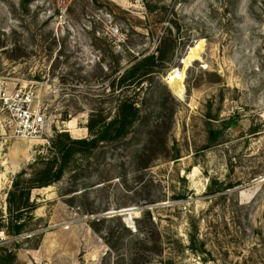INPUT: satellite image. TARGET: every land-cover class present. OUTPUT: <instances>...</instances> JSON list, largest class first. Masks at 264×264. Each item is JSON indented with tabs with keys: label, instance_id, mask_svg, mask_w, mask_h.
Returning a JSON list of instances; mask_svg holds the SVG:
<instances>
[{
	"label": "rangeland",
	"instance_id": "obj_1",
	"mask_svg": "<svg viewBox=\"0 0 264 264\" xmlns=\"http://www.w3.org/2000/svg\"><path fill=\"white\" fill-rule=\"evenodd\" d=\"M25 2L0 0V77L38 91L53 137L48 146L2 135V224L14 180L31 174L58 135L90 138L99 106L115 115L119 74L107 48L154 53L167 36L177 50L140 95L152 130L138 124L126 140L74 157L60 182L32 192L35 230L0 232L14 264H38L31 256L38 250L39 264H115L93 223L121 216L135 231L146 210L166 242L151 264H264V0ZM215 130L222 134L214 144ZM213 184L223 191L208 194ZM129 209L136 210L119 213ZM193 220L202 258L186 251ZM106 225L120 228L116 220L99 228Z\"/></svg>",
	"mask_w": 264,
	"mask_h": 264
},
{
	"label": "trees",
	"instance_id": "obj_2",
	"mask_svg": "<svg viewBox=\"0 0 264 264\" xmlns=\"http://www.w3.org/2000/svg\"><path fill=\"white\" fill-rule=\"evenodd\" d=\"M30 1L33 0L25 3ZM176 50L175 41L167 36L161 39L154 53L135 55L127 49L115 55L107 48L106 51L117 62L114 73L119 74L120 96L115 115L107 113L101 106L93 109L86 127L90 138L74 140L67 133L58 135L50 154L39 158V162L31 167V174L23 172L17 176L12 190L8 193L9 218L6 224L0 223V232H4L9 237H19L35 230L32 225L34 221L32 214L37 208L31 203L32 192L60 182L71 171L74 157L89 158L103 144L126 140L138 124L142 123L148 130H152L151 126L148 127L150 125L148 118L142 115L140 104L143 99L140 95L145 85L155 80L174 62ZM107 68L110 69V66ZM115 84L113 87H116ZM221 134V130L212 132L211 140L214 144ZM214 187V184L210 186L208 194L223 191ZM154 219L152 212L146 210L142 217L135 221V231L126 226L121 216L97 219L92 228L96 233L105 236L110 255L116 254L115 264H151L153 258H162L166 251L164 234ZM108 220L118 221L120 228L115 229L107 225L106 228H99V225L107 224ZM195 221L191 222L186 251L202 258L207 251L205 244L199 238L200 228ZM119 249L124 252L119 253ZM16 259L15 254L0 247V264H14Z\"/></svg>",
	"mask_w": 264,
	"mask_h": 264
},
{
	"label": "built area",
	"instance_id": "obj_3",
	"mask_svg": "<svg viewBox=\"0 0 264 264\" xmlns=\"http://www.w3.org/2000/svg\"><path fill=\"white\" fill-rule=\"evenodd\" d=\"M42 140L51 146V120L46 114L38 91L12 87L8 78L0 77V139ZM0 233V246L6 241Z\"/></svg>",
	"mask_w": 264,
	"mask_h": 264
},
{
	"label": "bare ground",
	"instance_id": "obj_4",
	"mask_svg": "<svg viewBox=\"0 0 264 264\" xmlns=\"http://www.w3.org/2000/svg\"><path fill=\"white\" fill-rule=\"evenodd\" d=\"M180 83L177 81V80H175L174 78L173 79H171V87H172V89L174 90V91H178L179 90V88H180ZM173 91V92H174ZM177 93V92H176Z\"/></svg>",
	"mask_w": 264,
	"mask_h": 264
},
{
	"label": "crops",
	"instance_id": "obj_5",
	"mask_svg": "<svg viewBox=\"0 0 264 264\" xmlns=\"http://www.w3.org/2000/svg\"><path fill=\"white\" fill-rule=\"evenodd\" d=\"M31 256L33 259L36 260V262L39 264V250L37 252H31ZM18 260H21V257L18 256ZM30 258V257H29ZM31 259V258H30ZM51 264V263H50Z\"/></svg>",
	"mask_w": 264,
	"mask_h": 264
},
{
	"label": "water",
	"instance_id": "obj_6",
	"mask_svg": "<svg viewBox=\"0 0 264 264\" xmlns=\"http://www.w3.org/2000/svg\"><path fill=\"white\" fill-rule=\"evenodd\" d=\"M136 209H129V210H123V211H120L119 213L123 214V213H127V212H133L135 211ZM115 214V213H114ZM106 215H112V213H109V214H106Z\"/></svg>",
	"mask_w": 264,
	"mask_h": 264
}]
</instances>
